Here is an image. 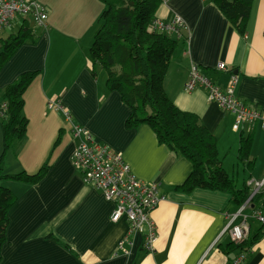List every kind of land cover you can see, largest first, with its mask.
I'll use <instances>...</instances> for the list:
<instances>
[{
	"label": "crops",
	"instance_id": "0c3cea01",
	"mask_svg": "<svg viewBox=\"0 0 264 264\" xmlns=\"http://www.w3.org/2000/svg\"><path fill=\"white\" fill-rule=\"evenodd\" d=\"M36 1L47 11L46 26L18 18L20 28L27 22L38 40L22 45L0 71V90L26 73H38L23 95L26 138L4 160L6 170L9 163L7 175H33L44 165L50 170L36 185L7 182L19 200L9 213L0 264H232L241 254L246 255L244 264H264V235L245 252L224 251L233 243L224 233L228 216L243 205L238 206L229 193L174 191L192 173V163L160 144L148 126L126 128L130 108L118 92L107 89L106 73L94 70L88 56L104 5L98 0ZM172 15L181 17L185 26L164 91L180 111L196 115L217 138L219 160L236 190L263 182L264 127L245 124L234 131L235 115L210 102L203 87L187 92L184 84L193 65L221 90L236 75L238 100L264 112V0L254 2L245 35L206 0H170L157 19ZM14 23L0 32V40L18 33L20 28L8 34ZM220 62L226 72L216 70ZM53 99L60 100L73 122L88 129L98 144L121 155L138 181L158 186L164 199L151 213L158 236L153 252L144 249L143 236L129 234L126 220L111 221L114 204L74 168L72 127L61 113L48 110ZM1 134L0 126L2 142ZM241 135L253 140L249 166L239 159ZM250 189L254 192V187ZM261 192L264 199V189ZM254 211L264 216V205L250 202L243 212L253 235L262 227L252 217ZM125 239L127 254L120 249Z\"/></svg>",
	"mask_w": 264,
	"mask_h": 264
},
{
	"label": "trees",
	"instance_id": "16d2710c",
	"mask_svg": "<svg viewBox=\"0 0 264 264\" xmlns=\"http://www.w3.org/2000/svg\"><path fill=\"white\" fill-rule=\"evenodd\" d=\"M104 5L98 29L93 37L90 60L95 68L107 75L106 87L118 92L131 114L127 129L148 126L160 144L192 163V173L182 186L174 191L191 193L208 190L229 193L233 201L242 206L247 201L256 207L264 205L263 192L252 196L250 186L243 191L234 188L233 181L224 171L218 157L217 138L194 114L180 111L164 91L165 77L170 69L179 39L154 31L153 24L163 0H98ZM215 4L230 26L241 35L247 33L248 22L256 0H206ZM27 22L17 34L0 40V71L27 43L35 44L38 37ZM38 73H26L4 90H0V126L3 152L0 157V181H13L29 186L41 182L50 170L44 165L36 174L7 175L4 162L14 146L26 138L28 121L24 116V94ZM6 105V111L3 110ZM4 113L2 116L1 114ZM252 137L241 135L239 159L246 165L252 150ZM57 144V143H56ZM55 144V145H56ZM19 197L10 189L0 187V259L6 243L10 210ZM264 235V224L257 233L249 234L241 244L232 243L224 250L245 252ZM1 262V260H0Z\"/></svg>",
	"mask_w": 264,
	"mask_h": 264
},
{
	"label": "built area",
	"instance_id": "2783aa9c",
	"mask_svg": "<svg viewBox=\"0 0 264 264\" xmlns=\"http://www.w3.org/2000/svg\"><path fill=\"white\" fill-rule=\"evenodd\" d=\"M170 0H164L169 3ZM18 18L28 19L39 27H45L48 14L45 8L36 0H0V32L12 26ZM185 26L184 21L178 15H172L167 20H155L154 31L179 35ZM216 70L226 72L227 66L220 62ZM188 80L184 84V90L193 92L203 87L208 92V100L215 103L221 110L235 115L234 131L238 132L245 124L259 123L264 127V112L248 109L245 104L238 100L235 91L238 77L232 75L230 82L221 90L208 78L201 74L198 66L193 65ZM50 111L59 112L72 127V135L76 141V149L73 153L72 163L76 170L83 174V180L87 184L94 185L101 191L105 199L114 204L111 221L119 223L126 220L129 225L130 235H141L144 237V249L147 252L154 251L157 240V227L151 218V213L164 199L159 194L156 184H145L138 181L131 173L130 167L125 163L121 155L113 152L109 147L98 144L88 129L73 122L69 110L62 105L58 99L50 100L47 104ZM6 105H3V110ZM6 111V110H5ZM2 116L4 113L1 114ZM254 187L257 194L264 189V181L249 183ZM250 201V200H249ZM245 203L239 212L228 216V223L224 233L235 244L243 243L250 234L248 216L243 212L248 208L250 202ZM261 224H264V216L259 211L252 215ZM241 220L240 222H238ZM127 239L120 243V249L125 250ZM246 255L241 254L232 264H244Z\"/></svg>",
	"mask_w": 264,
	"mask_h": 264
},
{
	"label": "rangeland",
	"instance_id": "374dc122",
	"mask_svg": "<svg viewBox=\"0 0 264 264\" xmlns=\"http://www.w3.org/2000/svg\"><path fill=\"white\" fill-rule=\"evenodd\" d=\"M20 19L21 18H19V21H20ZM16 24V25H15ZM14 25H15V27L13 28V30H9V33L8 34H12V33H17V31L19 30V28H20V22H17L16 21V23H14ZM1 140V139H0ZM3 142H1L0 141V151L2 150V152H3ZM15 150V148H13L10 152H12V151H14ZM2 152H1V154H0V157H1V155H2ZM9 152V153H10ZM6 171H9V163H8V170H6V161L4 162V173L5 174H7V172ZM8 181H0V187L2 186V187H4V188H8V187H10L11 188V186L10 185H7V184H9V183H7ZM15 183V182H14ZM13 183V184H14ZM255 225H259V224H255Z\"/></svg>",
	"mask_w": 264,
	"mask_h": 264
},
{
	"label": "bare ground",
	"instance_id": "6f19581e",
	"mask_svg": "<svg viewBox=\"0 0 264 264\" xmlns=\"http://www.w3.org/2000/svg\"><path fill=\"white\" fill-rule=\"evenodd\" d=\"M163 4H165L164 3V0H163V2H162ZM157 20V19H156ZM160 20V19H159ZM167 20V19H166ZM181 32V31H180ZM167 34V33H166ZM180 34V33H179ZM170 35V34H169ZM170 36H172V37H175V38H177V39H180V35H170Z\"/></svg>",
	"mask_w": 264,
	"mask_h": 264
},
{
	"label": "water",
	"instance_id": "95a60500",
	"mask_svg": "<svg viewBox=\"0 0 264 264\" xmlns=\"http://www.w3.org/2000/svg\"><path fill=\"white\" fill-rule=\"evenodd\" d=\"M254 195H255V192L252 193V196H254Z\"/></svg>",
	"mask_w": 264,
	"mask_h": 264
}]
</instances>
